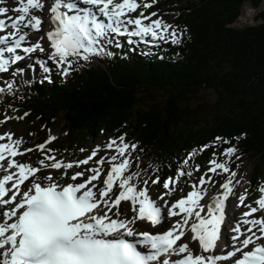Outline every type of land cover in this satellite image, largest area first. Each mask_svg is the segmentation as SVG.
<instances>
[{"label": "snow or ice", "instance_id": "snow-or-ice-1", "mask_svg": "<svg viewBox=\"0 0 264 264\" xmlns=\"http://www.w3.org/2000/svg\"><path fill=\"white\" fill-rule=\"evenodd\" d=\"M82 2L93 7L80 8L76 0H53L48 7L53 25L52 30L46 33L52 49L48 60L55 64L61 75L70 74L72 66L80 60L88 62L93 56H113L114 53L107 50V45L112 43L109 37L113 34L139 37L141 40L150 37L148 43L157 40L180 43L175 28L161 19L150 18L156 13L146 16L140 12L138 16H131L140 8H150L155 0L151 3L147 0ZM17 3L18 7L12 9L17 13L15 16H7L9 9L0 7V16L6 17L0 18V33H5L0 34V74L8 73L12 65L25 59V56L17 53L22 48V42L28 39V33L23 29L40 31L43 20L35 12L47 6L44 0H17ZM145 20L149 22L145 24ZM128 25L133 28L129 30ZM116 47H120L119 43ZM22 51L33 54L45 49L37 40L23 47ZM36 63L42 73L51 71L47 61L38 59ZM28 67L31 68L32 64L29 63ZM24 72V68L18 67L11 74L23 75ZM44 79H49V76L45 75ZM13 85L14 81H5L0 93L6 89L11 91ZM4 119L7 121L11 117L5 116ZM5 138L8 143H0V264H217L229 261V258H234L230 264H264V217H253L254 213L264 210V184L258 189L260 195L255 200L256 206L247 205L248 211L232 227L230 241H221L226 202L235 195L233 184L240 183L234 181L237 173L225 162L216 159L208 162L211 167L207 172L220 170L228 174L219 185L222 191L213 194L209 204L203 205L200 201L211 190L209 185L215 181L205 174L198 177L197 183L191 185L192 190L186 195L181 189V197L167 210L168 217L180 216V219L167 230L152 234L149 231L137 232L132 227L138 220L158 226L164 217L161 207L149 198L147 190L133 182L139 179L140 173H129L131 161L128 157L129 150H135L137 145L125 142L123 135L111 139L105 146L108 149L115 146L117 154L107 160L110 168L103 178L104 170L98 166L106 159L100 157L95 160L97 166L72 173V182L69 183L61 182L68 175L67 170L88 165L97 157L99 147L87 158L76 162H62L55 156L45 155L38 161L39 166H33L15 159L33 149L20 151L21 139H13L10 133L0 135V140ZM54 139L49 136L48 141L37 148L43 152L46 144ZM207 147L204 145L198 151L202 152ZM235 151L234 147H227L223 154L231 156ZM193 154L189 153L188 157ZM189 162V159L178 161L175 175L163 179V188L168 190L166 194L171 195L176 191L180 178L193 175V172H186L183 168ZM48 168L63 169L61 180H55L51 174L43 177L37 175ZM78 178L84 179L76 182ZM160 180L157 176L151 182L157 184ZM144 184L147 185L148 181L145 180ZM116 188H119L118 193L115 192ZM244 201L245 195L241 194L239 203L243 205ZM122 202H130L134 213L132 218L123 213ZM205 208L206 213L202 215ZM188 231L192 234V242H198L201 253L208 255L194 253L188 243H179ZM125 235L142 239L133 243L124 239ZM228 244L232 245L233 250L226 254H214V250ZM138 245L144 246L147 251L139 250ZM250 245H254L251 250H245ZM237 253L241 254L239 258H236ZM177 256L179 258L173 259Z\"/></svg>", "mask_w": 264, "mask_h": 264}, {"label": "trees", "instance_id": "trees-1", "mask_svg": "<svg viewBox=\"0 0 264 264\" xmlns=\"http://www.w3.org/2000/svg\"><path fill=\"white\" fill-rule=\"evenodd\" d=\"M247 2L262 0H190L178 11L187 28L180 46L156 55L112 48L109 60L65 84L34 83L23 104L27 122L48 126L60 114L69 148L128 128L142 158L167 161L157 176L204 144L197 162L222 151L224 140L264 163V8L254 24L232 25ZM202 88L213 102L192 100ZM262 176L263 165L252 174Z\"/></svg>", "mask_w": 264, "mask_h": 264}, {"label": "rangeland", "instance_id": "rangeland-1", "mask_svg": "<svg viewBox=\"0 0 264 264\" xmlns=\"http://www.w3.org/2000/svg\"><path fill=\"white\" fill-rule=\"evenodd\" d=\"M16 0H3V3H0V5H4L6 6L7 3H11V6L7 7H12V4L14 5V2ZM152 2V0H147ZM162 0H155V3H153V6L150 7V11L152 13H156V15L158 14H162L169 22V24L175 28L177 30V35L178 38H184V30L185 27L183 26V21L182 18L179 17L177 18V14L180 8H183V6H185L188 2H190V0H171L170 2H165L163 4H161L159 7L155 4H159L161 3ZM264 8V4H263V0L260 4V6L257 7H253L251 6L248 2L242 7V13H245V11H248L250 9H252L253 13L251 16H249V19L247 18V23H241L238 24L237 27H245L248 25H251L252 23H254L256 21L255 15L256 13H258L261 9ZM139 11H137L138 13ZM247 17V16H246ZM258 20V19H257ZM179 22V24H178ZM183 24V25H182ZM43 27L44 25L41 26L40 31L38 32V34H42L43 31ZM36 34V35H38ZM108 50V48H107ZM101 57H96L93 56L90 61L85 62L83 60H80L78 63L74 64L72 66V70L70 72L74 73L76 70H81L84 66L90 64L91 62H96L97 59H99ZM105 58V56L103 57ZM108 59V56H106V60ZM51 73H53L51 76H49V79H53L54 75L56 77H60L65 79L67 76L69 77L70 74H68L67 76H63L60 74V71L58 69H56V72L51 71ZM60 75V76H59ZM45 75H40L38 72L34 73V75L30 74L29 76L25 75H21L20 77H18V79H16L17 81V86L11 90H5V92L0 93V125L2 124V128H0V131H4L5 128H10L12 131L15 132V135L17 137L24 135L27 137H32L35 134L39 135L41 133V128L38 127L36 125V123L33 121L31 122H27L28 118L30 116H25V115H21V112L23 111L22 108H15L13 105H11L9 102L7 104H5L7 101V99L9 98V96H11L12 94H20L22 92V88L23 86L28 83L29 81H32L34 79H38V80H43ZM63 76V77H62ZM4 87V86H2ZM215 99L213 93L208 90V89H204L202 88L200 90L199 93H196L193 95L192 100L197 103V102H213V100ZM16 104H23V101L20 100L18 101V103ZM5 116L11 117V119H8L7 121H5ZM60 114L57 116V119L54 120V122L51 124L52 126H50L49 129V134H61V132L63 131V123L60 120ZM18 117H23L22 119H19ZM4 120V121H3ZM52 121V120H51ZM29 123V125L27 124ZM29 126V127H28ZM62 128V129H61ZM30 129H34L37 130L36 133L34 132V130H30ZM44 131L46 132V130L44 129ZM62 134L59 136L58 140H61ZM106 139V136H101L97 139V141L95 143L98 142H102ZM94 143V144H95ZM25 145H29V144H23V146ZM236 149V151L231 155V156H226V155H221V160L223 162H229L231 170L235 171L237 173V175L234 178V181H240L239 184H235V190H237V187H239L241 185V188L243 186V188L245 189L246 193L248 192V194L252 195L253 193H255L254 195H257L258 193H260L258 191L259 187H258V180L256 178L252 177V172L255 171V169L259 166L264 167V163L260 162L258 160L257 157H253L251 154H243L241 156L236 155L237 153V148L234 147ZM238 151H240V149L238 148ZM129 153L132 154V156L134 154V150H129ZM45 155H49V153L46 152H42V151H38L35 152L33 154L34 158H44ZM84 153H79V157L83 156ZM60 156V155H59ZM60 157H62L63 159H60L62 162H66L67 160H71L70 158H75L74 155H72L71 153H66V151H63V155H61ZM136 159H134L133 161L131 160L130 163V170L129 173L132 172H138L140 173L139 179L138 180H134V183H139L138 186L142 187L144 185V181L147 180L149 178V173L152 171V161L155 158L154 155L152 156H148L146 159H138L135 156ZM159 162V165H161V163L163 162V160H159L158 158L156 159ZM91 164H95V159L91 162ZM133 165V166H132ZM154 169V168H153ZM206 169V168H205ZM184 170L187 171H191L193 172V175L191 177L188 176H184L182 178H180L178 185L176 186V191L179 188H188V185L185 184L187 179H194L195 177H197L199 174H202L205 170L202 167L200 170L193 169V165H188L185 166ZM128 173V174H129ZM175 175V174H174ZM173 175V176H174ZM205 175V174H204ZM217 178H223L225 180V177L228 176V174H224L222 171L217 170V172L215 173ZM223 183L222 180H220L218 183H216V185L214 186L217 190H221V188L219 187V185ZM243 183H245L243 185ZM237 203H239V198L236 200ZM231 210V209H230Z\"/></svg>", "mask_w": 264, "mask_h": 264}, {"label": "bare ground", "instance_id": "bare-ground-1", "mask_svg": "<svg viewBox=\"0 0 264 264\" xmlns=\"http://www.w3.org/2000/svg\"><path fill=\"white\" fill-rule=\"evenodd\" d=\"M263 4H264V0H263ZM5 5V4H4ZM6 6H7V4H6ZM11 6V5H10ZM12 6H13V4H12ZM258 8V7H257ZM253 10L252 9H250V10H248V11H245V13H242L241 14V16H239L232 24L233 25H236V26H238V24H241V23H247V18L249 19V16H251L252 15V12ZM247 16V17H246ZM256 16V15H255ZM252 24H254V23H252ZM251 24V25H252ZM133 166V165H132ZM224 177V176H223ZM222 177V178H223ZM233 188H234V184H233ZM231 201V200H230ZM221 234H223L224 235V232H223V230H222V233ZM214 253H215V250H214Z\"/></svg>", "mask_w": 264, "mask_h": 264}]
</instances>
